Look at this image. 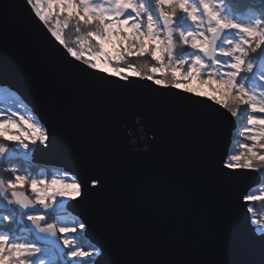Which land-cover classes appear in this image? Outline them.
Instances as JSON below:
<instances>
[{
    "label": "snow or ice",
    "instance_id": "obj_1",
    "mask_svg": "<svg viewBox=\"0 0 264 264\" xmlns=\"http://www.w3.org/2000/svg\"><path fill=\"white\" fill-rule=\"evenodd\" d=\"M239 3L19 0L28 28L22 26V41L0 29V84L7 72L17 71L51 103L58 119L97 100L109 101L115 118L140 117L144 134L149 126L159 127L156 110L181 107L180 101L200 109L197 116L209 123L223 115L222 108L234 121L246 117L240 135L251 143H241L237 154L226 153L214 179L228 188L254 176L253 185L236 197L243 223L220 248L214 241L199 242L191 231L181 241L174 232L135 219L107 244L91 242L85 239L90 224L70 209L108 208L119 221L118 207L101 201L106 184L97 166L119 175L122 159L110 146L72 139L65 141L68 157L80 167V178L29 174L36 146L49 149L57 141L55 124L32 109L28 116L19 113L23 101L7 83L0 88L12 106L0 107V264H100L99 258L103 264H264V215L256 214V202L264 204V0H247L244 14ZM40 41L47 47L44 57L31 54V45ZM193 82L207 85L212 94L193 89ZM256 184L262 186L252 190Z\"/></svg>",
    "mask_w": 264,
    "mask_h": 264
},
{
    "label": "water",
    "instance_id": "obj_2",
    "mask_svg": "<svg viewBox=\"0 0 264 264\" xmlns=\"http://www.w3.org/2000/svg\"><path fill=\"white\" fill-rule=\"evenodd\" d=\"M18 3L19 0H0V29L10 38L22 41V26L27 29L28 25ZM31 54L37 57L47 54L43 41L31 45ZM6 75L8 80L0 84V88L12 83L11 91L20 97L28 111L32 109L45 123L55 124L53 135L57 141L49 149L37 146L31 163L56 167L71 177L80 178V167L68 157L65 141L72 139L110 146L112 154L123 161L119 175L110 168L97 166V174L106 184L101 201L118 207L119 221L113 219L108 208L81 205L70 209L72 215L79 213L90 224L86 240L105 245L129 219H135L159 232H174L181 241L191 231L199 242L214 241L220 248L223 238L243 223L236 197L239 189L253 185L254 174L237 179L228 188L214 179L217 162L226 158L237 130V122L224 109H220L223 115L217 121L209 123L197 116L200 109L180 101L181 107L156 110L154 119L159 127L149 126L144 134L140 117L115 118L116 107L105 100H97L80 112L66 113L58 119L51 103L43 99L28 80L17 71ZM178 95L185 94L178 92ZM203 102L210 103L207 99ZM260 186L256 184L252 190ZM69 204L75 205V202ZM99 259L103 264V258Z\"/></svg>",
    "mask_w": 264,
    "mask_h": 264
},
{
    "label": "trees",
    "instance_id": "obj_3",
    "mask_svg": "<svg viewBox=\"0 0 264 264\" xmlns=\"http://www.w3.org/2000/svg\"><path fill=\"white\" fill-rule=\"evenodd\" d=\"M249 7H250V5L247 3V0H240V3L238 5V11H240L242 14H244L249 9ZM69 35H71V34H69ZM23 106L25 107L24 104H23ZM242 123H243V118H241V120L238 121L237 130L234 132V135H233V142H232V146H231L230 151H229L232 154H237L243 150L240 148V143L242 141L240 140L239 134H238L239 130L242 127ZM31 156L29 157L30 161H31ZM27 166L29 168V173L33 176H36V177L38 176V174H45L48 178H50L53 175H57V176H60L61 178H63L65 176V174H67L64 171H62L61 169H58L56 167L38 166V165H35L33 163H30V165H27ZM5 175H6V173H5ZM67 175L69 177H71L69 174H67ZM255 190H257V189H255ZM256 214H257V216H261L264 214V204H261L260 202H256Z\"/></svg>",
    "mask_w": 264,
    "mask_h": 264
},
{
    "label": "rangeland",
    "instance_id": "obj_4",
    "mask_svg": "<svg viewBox=\"0 0 264 264\" xmlns=\"http://www.w3.org/2000/svg\"><path fill=\"white\" fill-rule=\"evenodd\" d=\"M106 50L108 51H111V46H106ZM215 86V85H213ZM191 87L193 89H196L198 91H200L202 94H205L207 93L208 95H211L212 93L209 92L208 90V86L207 85H200L196 82H193L191 84ZM0 107H3V108H6V109H9L11 110V105L9 104V102L7 100H5L4 96L2 94H0ZM17 111L21 114H23L24 116H28L30 115V112L23 106V104H20L18 107H17ZM7 115V113H6ZM243 118V123H242V127L241 129L239 130L238 134H239V138L240 140L242 141L241 143H251L250 141H246L244 140V137L240 135V131L243 130V128L246 126V117H242ZM238 123V121H236ZM10 131H15V129H10ZM240 143V144H241ZM241 148V147H240ZM242 149V148H241ZM29 169V168H28ZM30 174V173H29ZM37 177H40V178H45V179H52L53 177H60V176H57V175H53L51 176L50 178H48L45 174H38ZM261 187V186H260ZM259 189V188H258ZM257 189V190H258ZM70 202V201H69ZM66 213H64L63 211L61 212V216H65ZM264 215V214H263Z\"/></svg>",
    "mask_w": 264,
    "mask_h": 264
}]
</instances>
